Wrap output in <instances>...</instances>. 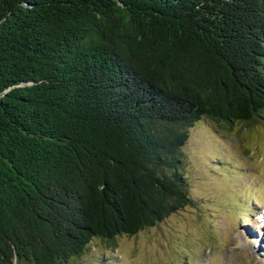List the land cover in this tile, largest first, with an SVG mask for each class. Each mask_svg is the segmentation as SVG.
Listing matches in <instances>:
<instances>
[{
  "label": "trees",
  "instance_id": "16d2710c",
  "mask_svg": "<svg viewBox=\"0 0 264 264\" xmlns=\"http://www.w3.org/2000/svg\"><path fill=\"white\" fill-rule=\"evenodd\" d=\"M198 122H264V0H0V264H70L192 204Z\"/></svg>",
  "mask_w": 264,
  "mask_h": 264
},
{
  "label": "rangeland",
  "instance_id": "374dc122",
  "mask_svg": "<svg viewBox=\"0 0 264 264\" xmlns=\"http://www.w3.org/2000/svg\"><path fill=\"white\" fill-rule=\"evenodd\" d=\"M184 153L192 204L70 264H264V122L226 135L198 122Z\"/></svg>",
  "mask_w": 264,
  "mask_h": 264
}]
</instances>
